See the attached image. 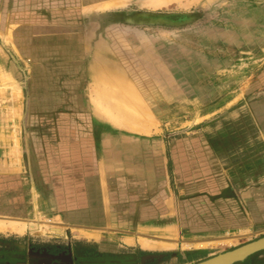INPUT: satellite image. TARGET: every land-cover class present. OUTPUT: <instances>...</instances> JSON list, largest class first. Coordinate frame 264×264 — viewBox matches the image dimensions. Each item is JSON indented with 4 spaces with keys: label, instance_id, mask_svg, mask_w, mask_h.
Returning <instances> with one entry per match:
<instances>
[{
    "label": "crops",
    "instance_id": "obj_1",
    "mask_svg": "<svg viewBox=\"0 0 264 264\" xmlns=\"http://www.w3.org/2000/svg\"><path fill=\"white\" fill-rule=\"evenodd\" d=\"M65 1L0 0V65L19 78L18 88L0 85V215L47 216L89 247L80 258L119 264H188L211 255L210 237L264 229V82L236 101L260 124L245 145L256 152L250 159L232 162L235 152L209 128L150 132L115 123L91 99L106 50L91 64L84 42L41 30L62 23L44 13L74 3ZM103 1L82 0L83 8ZM67 43L71 59L62 57ZM28 59L37 84L27 82ZM118 72L138 90L140 81ZM27 83L38 95L25 98ZM235 264H264V250Z\"/></svg>",
    "mask_w": 264,
    "mask_h": 264
},
{
    "label": "rangeland",
    "instance_id": "obj_2",
    "mask_svg": "<svg viewBox=\"0 0 264 264\" xmlns=\"http://www.w3.org/2000/svg\"><path fill=\"white\" fill-rule=\"evenodd\" d=\"M51 11L52 17L48 10L44 15L62 23L46 24L41 30L61 35L62 41L84 42L91 64L98 49L104 47L117 71L121 69L133 82L140 81L137 88L144 98L120 72L117 77L122 80L124 92L102 97L98 86L103 87L106 77L116 73L100 67L98 62L91 95L98 112L121 125H146L150 132L159 128L173 132L209 128L223 150L235 152L232 162L237 157L238 161L244 160L247 155L250 159L256 153L246 151L245 145L256 138L260 124L253 119L251 109L238 112L243 104L236 101L243 99L252 85L264 82V0H107L86 8L82 0H74ZM1 17L0 33L7 26ZM5 39L9 40L10 35ZM63 51L62 57L71 59L70 48ZM26 62L27 68L35 64L32 59ZM54 64H48L47 76L53 74ZM34 70L31 67L26 71L30 75L27 82L31 79L37 84L38 72ZM0 77V85L18 88L17 75L1 65ZM37 91V86L28 84L24 96H36ZM126 112L132 119L124 116ZM0 216V220H25ZM25 221L39 223L41 231L0 230V256L7 251L9 259H20L17 264H119L110 259L97 262L80 258L90 251L89 247L75 240L70 228L65 227L64 233L49 231V226L59 225L47 216L36 215ZM263 234L264 229L236 237L224 234L217 239L210 237L214 240L206 244L215 245L210 250L214 255ZM197 256L191 254L189 260Z\"/></svg>",
    "mask_w": 264,
    "mask_h": 264
},
{
    "label": "bare ground",
    "instance_id": "obj_3",
    "mask_svg": "<svg viewBox=\"0 0 264 264\" xmlns=\"http://www.w3.org/2000/svg\"><path fill=\"white\" fill-rule=\"evenodd\" d=\"M100 48L102 50L105 49V48H102V47H100ZM102 58H104V57L102 56ZM108 59L109 58L105 57L104 58V61H101V63H99L100 64V67H102V68L105 67V69H106V67H108L109 68V69L107 68L108 70H110V71L112 70L113 73H116V74H114L113 76L106 77V81L105 80L103 81V84H104L103 87H101L102 85L101 86L100 85L98 86L99 89H100V91L102 90L101 91L102 92L101 93L102 97H104V96L105 97L106 96L108 97V96H111V95L113 96L114 93H115V95H118V94L122 93V91L124 92V88H123V85H122V80L120 79V77H117L120 74L117 71L116 67L113 66L114 64L111 63L112 61L110 62ZM108 87L114 88V91L107 90ZM138 101H139V99H138ZM134 106H132V107H134ZM139 107H142V106L139 105ZM121 108H123V106H121ZM122 113H123V111H122ZM149 115H151V114H149ZM129 126L132 127V128H141L144 131H149V129H147V126L146 125H143V124H142V126H140V125H137L135 123L134 124L131 123V124H129ZM25 220L24 221L10 220V219L9 220H0V230L1 231H10V232L24 233L28 228H30L32 230H35L37 233H38V231L39 232L41 231L40 230L41 227H40V224L39 223H36V222H30L29 223V222H26ZM48 230L49 231L52 230V231L57 232V233H64V227H61V226H49L48 227ZM134 240H135V238H134ZM145 246H146V244H145ZM147 246H150V245H147ZM151 246L154 247L153 245H151Z\"/></svg>",
    "mask_w": 264,
    "mask_h": 264
},
{
    "label": "water",
    "instance_id": "obj_4",
    "mask_svg": "<svg viewBox=\"0 0 264 264\" xmlns=\"http://www.w3.org/2000/svg\"><path fill=\"white\" fill-rule=\"evenodd\" d=\"M264 250V234L241 245L188 264H235Z\"/></svg>",
    "mask_w": 264,
    "mask_h": 264
},
{
    "label": "trees",
    "instance_id": "obj_5",
    "mask_svg": "<svg viewBox=\"0 0 264 264\" xmlns=\"http://www.w3.org/2000/svg\"><path fill=\"white\" fill-rule=\"evenodd\" d=\"M3 254H4L3 256H0V264H17V262L20 260L19 258H16V259L10 258L9 259V257L7 256V254H8L7 251H4Z\"/></svg>",
    "mask_w": 264,
    "mask_h": 264
}]
</instances>
